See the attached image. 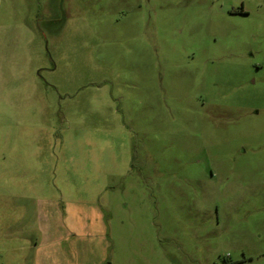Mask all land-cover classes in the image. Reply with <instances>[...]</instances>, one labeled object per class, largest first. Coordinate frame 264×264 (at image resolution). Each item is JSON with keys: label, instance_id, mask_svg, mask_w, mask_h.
I'll list each match as a JSON object with an SVG mask.
<instances>
[{"label": "rangeland", "instance_id": "374dc122", "mask_svg": "<svg viewBox=\"0 0 264 264\" xmlns=\"http://www.w3.org/2000/svg\"><path fill=\"white\" fill-rule=\"evenodd\" d=\"M19 203L93 205L91 264H264V0H0V230Z\"/></svg>", "mask_w": 264, "mask_h": 264}, {"label": "crops", "instance_id": "0c3cea01", "mask_svg": "<svg viewBox=\"0 0 264 264\" xmlns=\"http://www.w3.org/2000/svg\"><path fill=\"white\" fill-rule=\"evenodd\" d=\"M4 206V204L0 205V211L4 209ZM11 206L15 209L16 207L22 208L24 214L12 221L10 227L18 226L15 231L9 232L10 227L7 229L8 231L6 228L0 230L2 233L0 235V256L8 255L12 257L11 259L17 258L18 260L7 264H91L90 257L97 252V244L101 239L99 235L90 233V225H94L93 223L99 219L94 212L96 209L93 205H82L80 208L79 203L70 204L72 207L69 218L72 221L75 219L77 225L55 219V222H59V224H54L55 228H53V224L48 223L50 221L46 213L43 212L42 215L43 207L40 204L32 205L31 208L29 205H21L20 203ZM26 209H31L29 216L25 214ZM87 210H91V212ZM81 214L88 215V219L82 218L83 221H81ZM32 221L43 226L40 230V236L38 235L34 239L30 235L33 230L29 228L32 226ZM79 221L82 222L81 226L83 225V227H78ZM3 222V214L0 212V223ZM103 263L102 257L97 259V264Z\"/></svg>", "mask_w": 264, "mask_h": 264}]
</instances>
